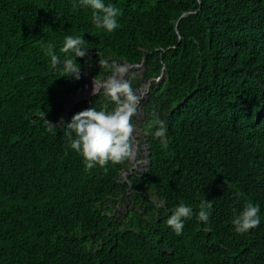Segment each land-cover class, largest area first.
<instances>
[{"label":"trees","instance_id":"1","mask_svg":"<svg viewBox=\"0 0 264 264\" xmlns=\"http://www.w3.org/2000/svg\"><path fill=\"white\" fill-rule=\"evenodd\" d=\"M108 3L122 13L111 33L74 0H0V264H264V0ZM67 35L89 48L79 80L45 55L53 45L63 57ZM98 54L140 66L128 76L137 93L152 80L133 118L150 153L142 171H86L67 147L61 121L114 107L101 88L65 109L93 86L87 75H109ZM154 113L163 142L144 135ZM204 198L207 225L196 219ZM181 201L193 217L177 236L166 221ZM246 203L261 223L241 235L232 220Z\"/></svg>","mask_w":264,"mask_h":264},{"label":"clouds","instance_id":"2","mask_svg":"<svg viewBox=\"0 0 264 264\" xmlns=\"http://www.w3.org/2000/svg\"><path fill=\"white\" fill-rule=\"evenodd\" d=\"M77 5L92 10V22L96 28L103 29L108 33L118 28V17L122 13L113 4L106 5L105 0H74V6ZM46 47L45 55L50 57L52 69L62 71L64 74L62 77L65 78L79 80L82 66L78 62V58L84 59L85 62L91 60L88 55L89 48L86 46L83 36H65L62 47L59 49L63 57L53 51V45ZM98 64L100 69L109 73L103 79L101 88L114 107L111 110L105 108L97 110L96 107H93L73 115L67 123L61 121L63 135L68 137L67 147L83 158L86 171H91L97 165L104 168L109 163L117 165L131 162L136 158L138 152L137 146L132 142L133 134L136 131L133 118L138 115L139 105L143 98L131 86L127 78L129 70L124 63L111 56L105 58L99 56ZM160 80L161 77L155 79L157 82ZM151 82L152 80H149L139 90L140 93L144 92V99L151 92ZM144 89H147L146 92ZM99 91L97 81L94 79L92 94L97 95ZM144 135L152 136L163 142L167 135L166 121L161 119L158 113H154L152 120L144 130ZM212 207V201L205 198L201 200L196 219L207 225ZM259 213V205L244 204L232 220L234 231L242 235L257 228L261 223ZM192 217V207L181 201L171 210L166 223L177 236H180L184 230L185 221Z\"/></svg>","mask_w":264,"mask_h":264},{"label":"rangeland","instance_id":"3","mask_svg":"<svg viewBox=\"0 0 264 264\" xmlns=\"http://www.w3.org/2000/svg\"><path fill=\"white\" fill-rule=\"evenodd\" d=\"M126 65V64H125ZM126 66H128V65H126ZM129 67V72H128V76H129V74H130V71H132L134 68L135 69H138V70H141V67L140 66H137V67H131V66H128ZM82 74V73H81ZM84 75L86 74V72H84L83 73ZM86 76V75H85ZM87 78H88V80L90 81V83L92 84V82H94V79L93 78H91L89 75H87L86 76ZM140 77H141V73H140ZM128 78V77H127ZM160 78V77H159ZM158 78V79H159ZM100 82V81H99ZM98 81H97V83H98V89H101V84L102 83H99ZM89 84V83H88ZM91 86V85H90ZM90 86L88 87V89L90 88ZM91 88H93V86L91 87ZM88 89H86V90H88ZM149 89V88H148ZM85 90V91H86ZM143 90V89H142ZM145 90V92H146V90L147 89H144ZM84 91V92H85ZM84 92H82L83 94H84ZM93 95V94H92ZM92 95H90L87 99H89ZM139 96H141V94H140V91H139V94H138ZM145 95V94H144ZM146 96H147V94H146ZM149 96V95H148ZM147 96V97H148ZM141 97H143V96H141ZM146 97V98H147ZM70 99H73V98H70ZM142 100H144V97H143V99ZM141 100V101H142ZM69 101V99L65 102V109L68 111V107H66V104H67V102ZM78 103V102H77ZM77 103H75V105L77 104ZM75 105L73 106V108L70 110V111H72L73 109H74V107H75ZM142 116H143V113H142V109H141V106L139 105V113H138V115H137V117L139 118V119H142ZM64 118V115H63V117H62V119ZM135 127V126H134ZM135 129H136V127H135ZM142 135H141V132H140V130H138V129H136V131L134 132V134H133V137H132V142H133V144L134 145H136L137 146V148H138V152H137V155H138V153L140 152L142 155H144L145 156V160L144 161H142V160H138L137 159V156H136V158L133 160V161H131L132 162V164H133V169L134 170H137V171H142L143 169H145L146 168V157H147V149H146V147H145V145H142L141 147H139L138 146V143L135 141V137H141ZM140 149H141V151H140ZM127 175H126V173H122V177H126ZM129 203H125V204H120L119 205V207H118V209H119V212H126V210L127 209H129L130 207H129V205H128Z\"/></svg>","mask_w":264,"mask_h":264},{"label":"bare ground","instance_id":"4","mask_svg":"<svg viewBox=\"0 0 264 264\" xmlns=\"http://www.w3.org/2000/svg\"><path fill=\"white\" fill-rule=\"evenodd\" d=\"M128 66H131V65H128ZM127 66V67H128ZM131 67H133V66H131ZM128 70H129V67H128ZM91 77V76H90ZM91 78H93V77H91ZM94 79V78H93ZM96 80V79H95ZM97 81V80H96ZM99 82V81H98ZM99 83H102V82H99ZM97 87H98V83H97ZM92 89L93 88H90V89H88V90H86L85 92H84V94L83 93H80L79 94V97L78 98H74V99H72V101H71V103H69L68 105H67V107H68V113H69V111L72 109V107H73V105L75 104V103H77V102H81V101H83V100H86L90 95H91V93H92ZM63 115H64V118L63 119H66L67 118V114H64L63 113ZM63 119H61V120H63ZM149 159H150V153H147V157H146V165L148 166L149 165ZM146 166V167H147Z\"/></svg>","mask_w":264,"mask_h":264},{"label":"built area","instance_id":"5","mask_svg":"<svg viewBox=\"0 0 264 264\" xmlns=\"http://www.w3.org/2000/svg\"><path fill=\"white\" fill-rule=\"evenodd\" d=\"M140 94H141V96H143V97H144V92H142V93H140ZM143 97H142V98H143Z\"/></svg>","mask_w":264,"mask_h":264}]
</instances>
